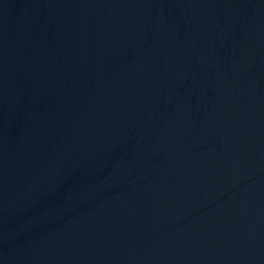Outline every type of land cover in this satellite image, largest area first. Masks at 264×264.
I'll return each instance as SVG.
<instances>
[{
    "label": "water",
    "instance_id": "95a60500",
    "mask_svg": "<svg viewBox=\"0 0 264 264\" xmlns=\"http://www.w3.org/2000/svg\"><path fill=\"white\" fill-rule=\"evenodd\" d=\"M0 264H264V0H0Z\"/></svg>",
    "mask_w": 264,
    "mask_h": 264
}]
</instances>
